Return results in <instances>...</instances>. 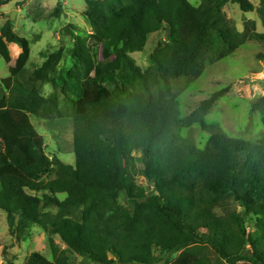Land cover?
Instances as JSON below:
<instances>
[{"label":"trees","instance_id":"16d2710c","mask_svg":"<svg viewBox=\"0 0 264 264\" xmlns=\"http://www.w3.org/2000/svg\"><path fill=\"white\" fill-rule=\"evenodd\" d=\"M13 1L0 0V10ZM85 3L92 36L74 35L71 50L80 69L55 75L64 57L60 48L44 55L30 85L17 76L0 83V209L18 238L39 226L67 246L52 260L33 252L24 264H77L75 256L89 264H264V141L231 138L205 123L203 115L230 87L203 101L198 118L181 117L173 88L175 80L194 83L247 42H264L253 24L239 32L223 11L227 4L257 11L264 25V0L258 8L252 0ZM164 29L169 40L158 44L143 71L131 55ZM9 45L21 49V61L29 60L30 41L10 20L0 34V56L7 62ZM103 51L110 57L102 59ZM47 83L54 92L45 97ZM252 109L262 111L264 122V96ZM31 116L50 120V126L72 119L75 166L47 155ZM195 123L211 133L203 149L181 135ZM53 171L56 177L45 181ZM138 176L150 186L139 185ZM122 195L128 206L120 203ZM52 206L82 208L81 222L65 218L46 225L42 210ZM249 217L257 220L252 232Z\"/></svg>","mask_w":264,"mask_h":264},{"label":"rangeland","instance_id":"374dc122","mask_svg":"<svg viewBox=\"0 0 264 264\" xmlns=\"http://www.w3.org/2000/svg\"><path fill=\"white\" fill-rule=\"evenodd\" d=\"M194 6L201 4L202 0H189ZM256 8L260 0H252ZM61 3L58 17H53V12ZM86 10L85 0H14L0 10L1 29L10 16L15 13L12 21L14 31L27 38L31 44V55L28 61H21V49L17 45H9L10 61L7 62L0 56V83L8 77H19L24 84L30 85V77L35 69L41 67L45 61V54L49 55L60 48L64 49V57L57 66L56 76L61 73L68 74L80 69L79 61L71 54L74 47L75 36L89 38L92 29L84 16ZM225 16L239 32H245L248 25L253 24L254 29L264 33V25L258 14L243 13L237 5L227 4L223 8ZM75 35V36H74ZM169 30L151 34L147 46L142 52L133 53L137 65L143 71L151 66L150 55L159 43L168 42ZM259 55H264V42L249 41L235 52L231 57L210 66L204 74L194 83L188 84L184 80L173 81V88L178 95L180 115L187 118L193 114L201 117L200 107L203 101L209 99L227 87L230 91L221 97L213 107L203 115L206 124L218 125L222 132L231 138L243 139L252 143L264 141V122L261 110L253 111L252 103L264 96V61ZM110 54L103 51L102 59H107ZM1 86V85H0ZM2 88L0 87V90ZM54 92V85L47 83L42 95L50 96ZM60 92V90H59ZM31 122L39 134L44 136L46 153L52 159H60L67 165L75 166L76 156L74 151V127L72 119H57L56 126H50V120H42L31 116ZM181 135L188 142L203 149L211 138V133L205 131L199 123H195L181 131ZM137 167H140L138 164ZM56 177L53 171L45 181ZM138 184L148 187V182L141 176L137 178ZM150 186V185H149ZM35 195V193H32ZM40 196V195H39ZM64 199V196H61ZM120 203L128 206L124 195ZM174 214L182 217V212L175 209ZM43 221L51 225L60 219L70 218L81 222L82 208L63 211L52 206L42 210ZM257 220L249 217L247 221L248 232L255 229ZM53 243V244H52ZM67 249L59 236H52L39 226L33 227L26 239H20L10 232L7 214L0 209V264H24L33 252H40L49 259H53L55 251L63 253ZM7 251V254L4 253ZM211 259L216 258L212 249L203 250ZM155 255L160 251L155 249ZM179 253L171 255L174 260ZM77 264H89L75 256ZM162 264V263H159Z\"/></svg>","mask_w":264,"mask_h":264},{"label":"water","instance_id":"95a60500","mask_svg":"<svg viewBox=\"0 0 264 264\" xmlns=\"http://www.w3.org/2000/svg\"><path fill=\"white\" fill-rule=\"evenodd\" d=\"M15 18H16L15 13H12V15L10 16L11 21H14Z\"/></svg>","mask_w":264,"mask_h":264}]
</instances>
